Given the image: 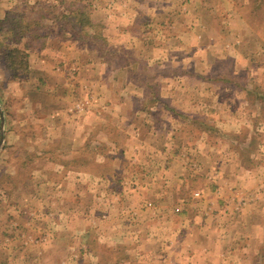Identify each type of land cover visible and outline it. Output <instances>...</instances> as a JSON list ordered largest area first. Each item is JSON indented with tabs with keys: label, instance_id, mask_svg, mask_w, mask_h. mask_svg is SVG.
<instances>
[{
	"label": "rangeland",
	"instance_id": "rangeland-1",
	"mask_svg": "<svg viewBox=\"0 0 264 264\" xmlns=\"http://www.w3.org/2000/svg\"><path fill=\"white\" fill-rule=\"evenodd\" d=\"M0 264H264V0H0Z\"/></svg>",
	"mask_w": 264,
	"mask_h": 264
},
{
	"label": "crops",
	"instance_id": "crops-1",
	"mask_svg": "<svg viewBox=\"0 0 264 264\" xmlns=\"http://www.w3.org/2000/svg\"><path fill=\"white\" fill-rule=\"evenodd\" d=\"M40 68L43 69V66L40 67ZM43 102H45V99H42V103ZM38 123H40L41 125H43V127L51 126L50 123H49V121H48V119L46 118V116H44L43 113L40 114V117H38ZM49 138H52V136L50 134H46V132L43 131V134L41 133V136H40V139L39 140H46V139L48 140ZM46 159H48V157L47 158H44V160H46ZM50 162L52 163V168L53 169L49 170L48 172H53L54 170H58V165H56L57 163L54 162V160H50ZM41 168H44V170H47V168L44 165H43V167L36 168V169L38 170V169H41Z\"/></svg>",
	"mask_w": 264,
	"mask_h": 264
},
{
	"label": "water",
	"instance_id": "water-1",
	"mask_svg": "<svg viewBox=\"0 0 264 264\" xmlns=\"http://www.w3.org/2000/svg\"><path fill=\"white\" fill-rule=\"evenodd\" d=\"M1 116H2V120H3V114L1 113ZM3 124V122H2ZM3 141V136L1 137V142Z\"/></svg>",
	"mask_w": 264,
	"mask_h": 264
},
{
	"label": "trees",
	"instance_id": "trees-1",
	"mask_svg": "<svg viewBox=\"0 0 264 264\" xmlns=\"http://www.w3.org/2000/svg\"><path fill=\"white\" fill-rule=\"evenodd\" d=\"M18 50V49H17ZM19 51V50H18ZM22 51V50H21Z\"/></svg>",
	"mask_w": 264,
	"mask_h": 264
}]
</instances>
